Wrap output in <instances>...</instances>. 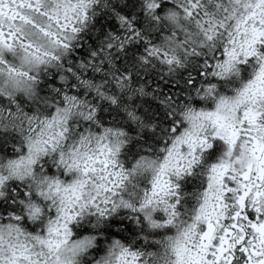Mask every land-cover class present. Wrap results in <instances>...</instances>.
I'll list each match as a JSON object with an SVG mask.
<instances>
[{
  "label": "snow or ice",
  "instance_id": "obj_1",
  "mask_svg": "<svg viewBox=\"0 0 264 264\" xmlns=\"http://www.w3.org/2000/svg\"><path fill=\"white\" fill-rule=\"evenodd\" d=\"M0 264H264V0H0Z\"/></svg>",
  "mask_w": 264,
  "mask_h": 264
}]
</instances>
